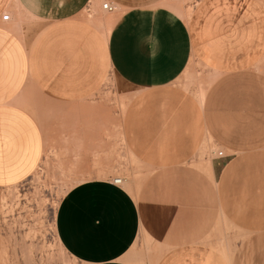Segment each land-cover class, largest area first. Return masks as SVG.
<instances>
[{
  "label": "crops",
  "instance_id": "obj_1",
  "mask_svg": "<svg viewBox=\"0 0 264 264\" xmlns=\"http://www.w3.org/2000/svg\"><path fill=\"white\" fill-rule=\"evenodd\" d=\"M38 169L82 264H264V0H0V187Z\"/></svg>",
  "mask_w": 264,
  "mask_h": 264
},
{
  "label": "rangeland",
  "instance_id": "obj_2",
  "mask_svg": "<svg viewBox=\"0 0 264 264\" xmlns=\"http://www.w3.org/2000/svg\"><path fill=\"white\" fill-rule=\"evenodd\" d=\"M51 173L38 169L20 184L0 187V264H82L62 247L55 225L61 198L81 178Z\"/></svg>",
  "mask_w": 264,
  "mask_h": 264
},
{
  "label": "built area",
  "instance_id": "obj_3",
  "mask_svg": "<svg viewBox=\"0 0 264 264\" xmlns=\"http://www.w3.org/2000/svg\"><path fill=\"white\" fill-rule=\"evenodd\" d=\"M102 7H103V9L104 10H106V11H114L115 9H116V5H114V4H112L111 2H105V3H103V5H102ZM9 19V14H6V15H4L3 16V20H8ZM218 155L219 156H223V151H219L218 152ZM114 183H116V184H122V182H123V179L121 178V177H117V178H115L114 180Z\"/></svg>",
  "mask_w": 264,
  "mask_h": 264
}]
</instances>
